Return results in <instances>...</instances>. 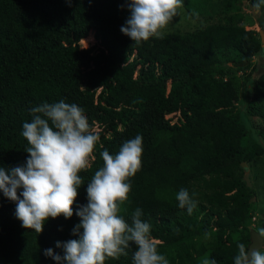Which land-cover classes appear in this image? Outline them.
Segmentation results:
<instances>
[{"label": "trees", "instance_id": "1", "mask_svg": "<svg viewBox=\"0 0 264 264\" xmlns=\"http://www.w3.org/2000/svg\"><path fill=\"white\" fill-rule=\"evenodd\" d=\"M238 2L187 0L195 18L223 16L191 32L135 44L121 31L130 17L126 0H0V167L26 165L22 130L33 107L75 103L100 141L90 169L81 173L74 213L88 204L87 183L102 166L100 153L114 155L141 135L142 168L121 215L131 223L132 213L142 210L169 264H202L204 257L235 264L237 244L250 243L251 214L230 203L218 215L196 204L189 215L176 194L191 179L264 154L236 109L238 93L226 78L232 69L221 61L235 52L247 62L262 51L259 34L230 14ZM90 34L95 43L84 48ZM256 84L264 90L263 78ZM247 110L264 118L253 102ZM80 222L74 214L50 219L41 234L25 229L16 203L0 191V264H57L45 250L63 256L57 242L79 239L73 229ZM203 237L210 239L200 242ZM135 247L107 264H133Z\"/></svg>", "mask_w": 264, "mask_h": 264}, {"label": "clouds", "instance_id": "2", "mask_svg": "<svg viewBox=\"0 0 264 264\" xmlns=\"http://www.w3.org/2000/svg\"><path fill=\"white\" fill-rule=\"evenodd\" d=\"M126 3L130 17L121 31L135 44L153 37L162 39L184 7V0ZM262 5L264 0H257L254 8L259 11ZM31 111L32 120L25 122L22 130L29 158L24 166L8 170L0 167V191L16 203V217L25 229L41 234L50 219L63 216L70 220L74 214L81 221L73 229L79 239L57 242L63 256L51 249L44 254L57 264H107L127 257L128 249L135 245L133 264H169L151 237V225L142 219V210L137 208L132 213L131 223L121 215L132 191L131 180L142 168L143 137L126 140L114 155L106 149L100 153L102 166L87 183L88 204L74 213L79 189L84 185L81 173L90 169L100 137L90 126L84 109L75 103H43ZM194 195L184 188L176 194L179 208L187 209L189 215L197 206ZM259 235L264 238V230ZM237 248L235 264H264V247L250 249L238 243ZM202 264L217 262L204 257Z\"/></svg>", "mask_w": 264, "mask_h": 264}, {"label": "rangeland", "instance_id": "3", "mask_svg": "<svg viewBox=\"0 0 264 264\" xmlns=\"http://www.w3.org/2000/svg\"><path fill=\"white\" fill-rule=\"evenodd\" d=\"M255 1L257 3V0ZM186 3L187 0H184V7L180 10L179 16L174 18L164 34L191 32L202 27L203 23H216L223 16L219 14L212 21L203 20L202 16L195 18L186 8ZM254 4L252 0H239L234 5L233 10L236 11L230 14L241 16L245 29L259 34L263 45L262 51L247 62L242 61L235 52L221 56V61L226 68L232 69L226 78L232 81L238 93L236 109L242 115L250 137L264 149V118L252 116L247 110L249 104L253 102L259 111L264 113V90H259L260 87L256 84L262 78L264 82V5L257 11ZM94 43L95 39L90 34L82 41V46L85 48ZM169 117L175 121L177 115ZM186 189L190 195L195 194L192 198L196 204H201L214 215L226 211L230 203L232 206H241L247 215L251 214L248 228L252 227L257 233L264 230V154L244 165L237 164L191 179L187 182ZM227 196L231 198L229 202ZM209 239L203 237L199 241Z\"/></svg>", "mask_w": 264, "mask_h": 264}, {"label": "water", "instance_id": "4", "mask_svg": "<svg viewBox=\"0 0 264 264\" xmlns=\"http://www.w3.org/2000/svg\"><path fill=\"white\" fill-rule=\"evenodd\" d=\"M242 165H244V163H242ZM249 231H250V243L248 246L250 247V249L251 248L260 249L261 247H263L264 239L260 237L259 233L252 230V227H249Z\"/></svg>", "mask_w": 264, "mask_h": 264}]
</instances>
